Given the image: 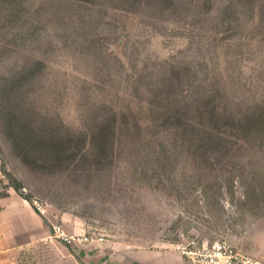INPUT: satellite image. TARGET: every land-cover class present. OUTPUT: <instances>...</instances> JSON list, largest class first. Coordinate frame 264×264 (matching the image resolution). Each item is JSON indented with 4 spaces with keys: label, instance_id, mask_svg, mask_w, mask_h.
Here are the masks:
<instances>
[{
    "label": "rangeland",
    "instance_id": "1",
    "mask_svg": "<svg viewBox=\"0 0 264 264\" xmlns=\"http://www.w3.org/2000/svg\"><path fill=\"white\" fill-rule=\"evenodd\" d=\"M0 170L89 235L264 264V0H0Z\"/></svg>",
    "mask_w": 264,
    "mask_h": 264
},
{
    "label": "crops",
    "instance_id": "2",
    "mask_svg": "<svg viewBox=\"0 0 264 264\" xmlns=\"http://www.w3.org/2000/svg\"><path fill=\"white\" fill-rule=\"evenodd\" d=\"M0 170V185H1ZM41 215L15 188H0V264H189L176 248L134 247L104 242L65 245L51 239L52 223L62 222L71 234L88 235L81 227L50 210Z\"/></svg>",
    "mask_w": 264,
    "mask_h": 264
},
{
    "label": "built area",
    "instance_id": "3",
    "mask_svg": "<svg viewBox=\"0 0 264 264\" xmlns=\"http://www.w3.org/2000/svg\"><path fill=\"white\" fill-rule=\"evenodd\" d=\"M31 202L41 215H47V212H49V205L37 199ZM51 239L69 246L74 244L93 245L108 241L106 237L102 235L71 234L59 223H52ZM176 249L183 253L189 264H259L238 251L227 241H217L212 245H200L197 242H192L187 246L176 247Z\"/></svg>",
    "mask_w": 264,
    "mask_h": 264
},
{
    "label": "trees",
    "instance_id": "4",
    "mask_svg": "<svg viewBox=\"0 0 264 264\" xmlns=\"http://www.w3.org/2000/svg\"><path fill=\"white\" fill-rule=\"evenodd\" d=\"M170 107L168 108V110H170V112L171 111H173V108H175L176 107V99L174 100V102H173V105L171 104V105H169ZM14 188L18 191L19 190V188L17 187V186H14Z\"/></svg>",
    "mask_w": 264,
    "mask_h": 264
}]
</instances>
